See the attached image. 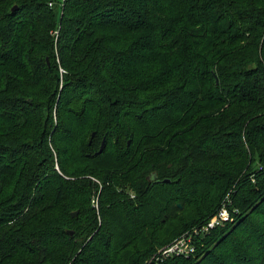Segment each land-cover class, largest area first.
<instances>
[{"label": "trees", "instance_id": "obj_1", "mask_svg": "<svg viewBox=\"0 0 264 264\" xmlns=\"http://www.w3.org/2000/svg\"><path fill=\"white\" fill-rule=\"evenodd\" d=\"M226 202L161 264H264V0H0V264H146Z\"/></svg>", "mask_w": 264, "mask_h": 264}, {"label": "built area", "instance_id": "obj_2", "mask_svg": "<svg viewBox=\"0 0 264 264\" xmlns=\"http://www.w3.org/2000/svg\"><path fill=\"white\" fill-rule=\"evenodd\" d=\"M230 219H228V210L226 207L222 208V210L216 212L213 216L210 217L209 221H218V223H224L225 221H228ZM210 225H212V223H210ZM197 229L191 230L189 232H185L183 234H181L180 236L177 237L176 240H174L173 242H170L164 246H161L160 249H158L155 253H153V255L151 256L153 258V256L155 257V261L158 259H162L163 256H186L187 250H193V247L190 245L191 243V232L192 231H196ZM203 233L202 231H198V233ZM150 257V258H151ZM147 259V262H149V259Z\"/></svg>", "mask_w": 264, "mask_h": 264}, {"label": "rangeland", "instance_id": "obj_3", "mask_svg": "<svg viewBox=\"0 0 264 264\" xmlns=\"http://www.w3.org/2000/svg\"><path fill=\"white\" fill-rule=\"evenodd\" d=\"M60 71H62V69H60ZM251 166L252 167H254L255 166V164L254 163H252L251 164ZM259 169H260V167H259ZM94 204H95V202H94ZM260 204V203H259ZM228 205V203L226 202V203H224V205H222V206H220V208H219V210L218 211H220V210H222V208H224V207H226ZM96 207V206H95ZM217 211V212H218ZM74 212V211H73ZM214 215V214H213ZM212 215V216H213ZM210 219V218H209ZM209 219H208V221L206 222V223H204V224H202V225H199V226H196V227H194L192 230H194V229H197L196 231H192L190 234H191V243H190V245L193 247V250H188V249H186L187 250V255L186 256H182V257H184V258H189V257H192L193 255H194V251H195V238H196V236H198V235H202V234H205V235H207V234H209V231L212 229V228H214V227H217V226H221V225H223V223H218V221H209ZM228 219H230L229 221H232L233 219H232V217H231V215H230V213L228 212ZM210 223H212V225H210ZM202 231L203 233H198V231ZM156 257V256H155ZM155 257L153 256V258L151 257L150 259H149V262H147L146 264H161L162 263V261L164 260V259H166V258H169V257H173V256H169V257H167V256H163L162 257V259H158V260H154L155 259Z\"/></svg>", "mask_w": 264, "mask_h": 264}, {"label": "water", "instance_id": "obj_4", "mask_svg": "<svg viewBox=\"0 0 264 264\" xmlns=\"http://www.w3.org/2000/svg\"><path fill=\"white\" fill-rule=\"evenodd\" d=\"M15 8H16V6H13V7H12V10H14ZM46 61H47V63H48L47 58H46ZM93 136H94V133L91 134V137H90L88 143L91 142V139H92ZM103 142H104V140H102V142H101L102 144H101V146H100V148H99V151H101V150L103 149V147H104V143H103ZM164 181L169 182V179H165ZM178 205L181 206L179 203H178ZM77 214H78V211H74V212L71 213V216L74 217V216H76ZM67 232H68L69 235H72V234H73V230H68Z\"/></svg>", "mask_w": 264, "mask_h": 264}]
</instances>
